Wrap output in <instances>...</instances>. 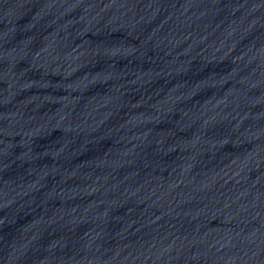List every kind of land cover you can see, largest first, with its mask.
I'll return each mask as SVG.
<instances>
[{
    "label": "water",
    "instance_id": "obj_1",
    "mask_svg": "<svg viewBox=\"0 0 264 264\" xmlns=\"http://www.w3.org/2000/svg\"><path fill=\"white\" fill-rule=\"evenodd\" d=\"M0 264H264V0H0Z\"/></svg>",
    "mask_w": 264,
    "mask_h": 264
}]
</instances>
